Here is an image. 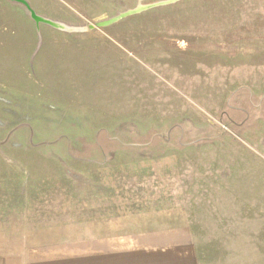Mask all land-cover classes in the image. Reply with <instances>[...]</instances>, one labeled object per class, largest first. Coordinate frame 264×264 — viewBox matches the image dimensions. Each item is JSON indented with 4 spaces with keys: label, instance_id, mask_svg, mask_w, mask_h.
Here are the masks:
<instances>
[{
    "label": "rangeland",
    "instance_id": "rangeland-1",
    "mask_svg": "<svg viewBox=\"0 0 264 264\" xmlns=\"http://www.w3.org/2000/svg\"><path fill=\"white\" fill-rule=\"evenodd\" d=\"M27 1L64 27L0 0V250L185 223L264 264V0Z\"/></svg>",
    "mask_w": 264,
    "mask_h": 264
},
{
    "label": "crops",
    "instance_id": "crops-1",
    "mask_svg": "<svg viewBox=\"0 0 264 264\" xmlns=\"http://www.w3.org/2000/svg\"><path fill=\"white\" fill-rule=\"evenodd\" d=\"M109 225L114 233L121 223L109 222L108 229ZM169 228H155L145 234L147 237H123V243L118 232L114 236L107 233L92 240L78 239L69 243L70 233L60 242L47 240L33 243L31 249L0 250V264H202L203 252L192 229L185 223L174 226L170 229L180 237L168 241Z\"/></svg>",
    "mask_w": 264,
    "mask_h": 264
},
{
    "label": "water",
    "instance_id": "water-1",
    "mask_svg": "<svg viewBox=\"0 0 264 264\" xmlns=\"http://www.w3.org/2000/svg\"><path fill=\"white\" fill-rule=\"evenodd\" d=\"M15 1H18V2H21V3L25 4L27 6V8L30 10V12L32 14V17L37 22H46V23H50V24H52L54 26L64 27V25L61 24V23H58L56 21L47 19V18L37 14L35 12V10H33V8L30 6V4L28 3L27 0H15ZM176 1H178V0H161V1L154 2V3L139 4L138 6H136L134 8H131V9H128L126 12H123V13H121V14H119V15L111 18V19L105 20L104 22L99 23V24H103V25L111 24V23L117 22L118 20H120V19H122L124 17L140 13V12L145 11L147 9H150L152 7L159 6V5H164V4H171V3H174Z\"/></svg>",
    "mask_w": 264,
    "mask_h": 264
}]
</instances>
